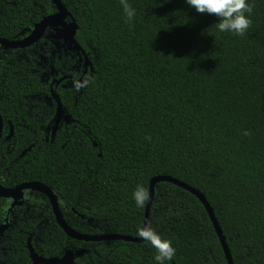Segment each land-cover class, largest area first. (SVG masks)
Instances as JSON below:
<instances>
[{
    "label": "trees",
    "instance_id": "trees-1",
    "mask_svg": "<svg viewBox=\"0 0 264 264\" xmlns=\"http://www.w3.org/2000/svg\"><path fill=\"white\" fill-rule=\"evenodd\" d=\"M61 1L94 72L79 90H55L71 123L52 139L55 110L43 109L50 89L39 65L49 48L0 50L4 187L47 185L74 230L139 238L148 202L136 206L135 187L150 194L154 178L171 177L207 199L234 264H264V0H248L254 9L244 36L220 32L218 17L197 13L186 0H128L136 10L131 22L120 0ZM56 11L52 0H0V39H21ZM77 62L57 63L71 83L83 75ZM43 208L45 219H24L10 233L17 264H32L30 237L45 259L87 250L75 264H157L146 241H74L48 199ZM149 222L176 249L166 264H229L191 193L158 184Z\"/></svg>",
    "mask_w": 264,
    "mask_h": 264
},
{
    "label": "water",
    "instance_id": "water-1",
    "mask_svg": "<svg viewBox=\"0 0 264 264\" xmlns=\"http://www.w3.org/2000/svg\"><path fill=\"white\" fill-rule=\"evenodd\" d=\"M54 6L56 7V13L43 19L40 23H38L34 29L31 31L30 35H28L24 40L21 41H8L0 39V47L5 49H13V50H25L27 48H31L32 46L38 44L45 36L48 30H53L56 35L53 36L55 40L63 41L65 48L70 52H75L79 55L81 59L85 61V75L79 80L80 84H84L85 76L88 72H94L92 62L88 59V56L78 43L76 37L79 30V26L74 17L70 14V12L66 9V7L62 4L61 0H52ZM54 83H56L54 81ZM53 83V84H54ZM61 81H58L57 84H60ZM70 83V82H69ZM65 85V88L77 89L76 82ZM82 88V87H81ZM53 98L57 103V115H56V126L54 129V135L57 133L61 120L63 119L65 123H71V117L67 115L64 107L62 105L61 99L57 94L53 93ZM4 131V120L0 114V140L3 137ZM12 136V135H11ZM11 136L9 138H11ZM160 183H169L174 186H177L192 195H194L201 204L205 207L208 212L212 223L215 227L217 235L220 239L221 245L223 247L224 253L226 255L227 261L229 264H234L232 255L230 253L229 247L226 242V238L223 234V231L218 223V220L215 217L214 211L212 210L210 204L203 194L190 187L189 185L180 182L177 179L160 176L156 177L151 181L150 185V200L148 201L145 225L149 223L150 211L152 208V204L155 198V189L156 186ZM38 192L44 195L50 202L54 215L56 217V221L60 228L65 232V234L72 240L84 243H98V242H108V241H124L130 243H138L141 244L145 242L142 238H132L123 235H85L82 234L73 228H71L62 215L60 209V198L55 194V192L47 185L41 183H28L15 188H7L4 187L0 180V198L5 199H13L15 202L17 200L24 199L25 191ZM28 250L30 253V258L33 264H75L76 259L84 256L88 251L87 250H78L72 251L69 250L62 258H53V259H45L38 255L34 248L30 245L28 246Z\"/></svg>",
    "mask_w": 264,
    "mask_h": 264
},
{
    "label": "flooded vegetation",
    "instance_id": "flooded-vegetation-1",
    "mask_svg": "<svg viewBox=\"0 0 264 264\" xmlns=\"http://www.w3.org/2000/svg\"><path fill=\"white\" fill-rule=\"evenodd\" d=\"M33 29H28V31H26L27 33H23L21 35V37H22L21 39H17L14 41L24 40L28 35H30V33ZM55 35H56V33L53 30H48L47 33L45 34L44 38L38 44H36L38 46L40 45V49L44 53H46L45 49H44L45 46L47 48H49V50H50V56L49 57H47L45 55L40 57L41 63L39 65L42 67V70H43L42 71V79L45 83L49 84V89H50L49 90L50 95L45 96L44 103L46 106L43 109L46 110L48 107H50L51 109L55 110L54 111L55 117L53 120L54 125L52 126V130L50 129V127L47 129L48 135H49V132L51 130L52 139H54L56 136V134L54 135V129L56 126L55 122H56V115H57V103H56V100H54V98H53V93L57 94L55 90L58 89L59 86H61V87L65 86L63 84L64 81L67 82V84L69 83V79H67L66 77L64 78V73L62 72L61 68L59 69L57 67V63L62 64L64 59H68V58H72L73 60L78 59L77 64H78V71L79 72H80V68H82V66H83L82 77L85 75V71H86L84 68L85 62H83V60L78 55L73 56V54H75V52L68 51L65 48L63 41L55 40L53 38V36H55ZM43 41H47V42L41 46V43ZM48 42H50V46L48 45ZM27 49H29V48H27ZM0 50H2L4 54H6L8 52L10 53L13 49H5V48L0 47ZM1 57L2 56L0 54V59H1ZM89 73H90V71L85 76V80L87 79ZM54 81L56 83H54ZM58 81H61V83L57 84ZM68 88H70V87H68ZM79 89H81V88H79ZM32 109L33 108H31V110ZM63 122H64V120L62 119L60 125ZM60 125H59V128H60ZM4 126H5V121H4ZM59 128H58V130H59ZM13 135H14V128L11 125V132H10V135H8L6 137L7 138L6 140L9 141L10 139H12ZM10 136H11V138H9ZM2 139H3V137H2ZM1 140H0V142H1ZM26 153H27V151L22 154L21 158H23L26 155ZM46 201H47V198L44 195H42L38 192H31L29 190L24 192V199L17 200L16 202L13 199L0 198V218H2V222H0V264H17V262L12 261L13 259L12 260L10 259V257L13 254L12 248H14V245H15L14 239L10 235V233L14 232L16 229L19 230L18 223L22 222L24 219H33V217H37V215L39 218L45 219L46 216H45V210H44L43 206H45ZM20 232H22V231H20ZM29 243L32 246L31 237H30V239H28V246H29ZM28 246H27V248H28ZM28 252H29V250H28Z\"/></svg>",
    "mask_w": 264,
    "mask_h": 264
},
{
    "label": "clouds",
    "instance_id": "clouds-1",
    "mask_svg": "<svg viewBox=\"0 0 264 264\" xmlns=\"http://www.w3.org/2000/svg\"><path fill=\"white\" fill-rule=\"evenodd\" d=\"M186 3L197 13L218 17L219 23H216L215 26L220 32H231L237 36H244L252 25L249 16L253 12L254 5L249 4L248 0H186ZM120 4L127 22H131L135 17L136 10L128 3V0H120ZM88 83L89 81L85 80L83 85L77 82L75 86L79 90ZM243 135L249 136L251 133L244 131ZM132 196L139 208H143L150 200L147 188L139 184L135 187ZM137 235L155 249L154 259L157 264H166L176 255L172 241L162 238L150 222L139 227Z\"/></svg>",
    "mask_w": 264,
    "mask_h": 264
}]
</instances>
